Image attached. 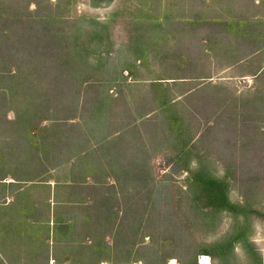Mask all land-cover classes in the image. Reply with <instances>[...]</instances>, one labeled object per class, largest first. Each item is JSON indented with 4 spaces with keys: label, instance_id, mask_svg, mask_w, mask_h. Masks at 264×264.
Returning <instances> with one entry per match:
<instances>
[{
    "label": "rangeland",
    "instance_id": "rangeland-1",
    "mask_svg": "<svg viewBox=\"0 0 264 264\" xmlns=\"http://www.w3.org/2000/svg\"><path fill=\"white\" fill-rule=\"evenodd\" d=\"M264 264V0H0V264Z\"/></svg>",
    "mask_w": 264,
    "mask_h": 264
},
{
    "label": "bare ground",
    "instance_id": "bare-ground-1",
    "mask_svg": "<svg viewBox=\"0 0 264 264\" xmlns=\"http://www.w3.org/2000/svg\"><path fill=\"white\" fill-rule=\"evenodd\" d=\"M169 264H178V263L172 261ZM199 264H210V260L207 256H201L199 260Z\"/></svg>",
    "mask_w": 264,
    "mask_h": 264
}]
</instances>
